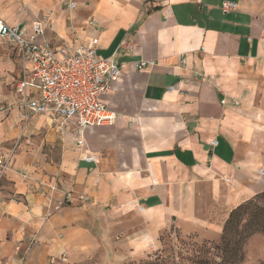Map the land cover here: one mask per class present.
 Wrapping results in <instances>:
<instances>
[{"label":"crops","instance_id":"obj_1","mask_svg":"<svg viewBox=\"0 0 264 264\" xmlns=\"http://www.w3.org/2000/svg\"><path fill=\"white\" fill-rule=\"evenodd\" d=\"M46 15L39 43L97 39L98 57L120 67L100 97L117 119L85 129L81 149L73 122L23 124L13 83L24 65L0 38V155L12 153L0 264H112L118 249L144 253L172 219L212 228L203 212L225 218L264 191V0H0L9 26Z\"/></svg>","mask_w":264,"mask_h":264},{"label":"built area","instance_id":"obj_2","mask_svg":"<svg viewBox=\"0 0 264 264\" xmlns=\"http://www.w3.org/2000/svg\"><path fill=\"white\" fill-rule=\"evenodd\" d=\"M68 7L74 9L75 3L69 1ZM235 9L236 4L232 1L221 4L224 13ZM49 25V16L33 21L29 30L9 26L0 17V38L18 52L24 65L23 77L16 83L20 94L18 110L23 124L37 116L49 117L58 129L73 122L75 145L81 149L85 129L112 126L117 119L116 113L108 110L100 97L111 91L120 67L110 58L98 57L97 39L87 45L60 47H52L46 41L39 43ZM126 50L134 53L133 47ZM150 64L140 62L137 69ZM217 144V141L209 143L211 147ZM11 157L12 153L0 155V179L9 168ZM99 160V156L91 154L83 158L88 164H97Z\"/></svg>","mask_w":264,"mask_h":264},{"label":"rangeland","instance_id":"obj_3","mask_svg":"<svg viewBox=\"0 0 264 264\" xmlns=\"http://www.w3.org/2000/svg\"><path fill=\"white\" fill-rule=\"evenodd\" d=\"M15 74H17L16 71ZM13 84V89H15L16 85L15 83ZM54 127L57 129L56 124H54ZM59 153V147L53 148L54 159H57ZM24 178L26 177L24 176ZM258 206L264 209V200L260 201ZM254 211H257V209L252 208L251 212ZM228 216L223 218L217 216L215 212L212 214V211L203 212L202 217L206 221L214 222L215 226L212 228H207L203 225L198 227L179 225L176 220L172 219L170 225L159 231L155 244L149 246L148 250L141 254L132 255L127 248L118 249L115 251L118 258L116 260L113 259L112 264L264 263V235L260 232H252L257 229L255 226L246 229L242 228V225L249 219L247 215L243 216L237 231L231 234L229 253L225 255L222 252V231ZM260 220L264 221V215H262ZM135 225L139 224L131 222V226L135 227ZM110 258L108 261H110Z\"/></svg>","mask_w":264,"mask_h":264},{"label":"trees","instance_id":"obj_4","mask_svg":"<svg viewBox=\"0 0 264 264\" xmlns=\"http://www.w3.org/2000/svg\"><path fill=\"white\" fill-rule=\"evenodd\" d=\"M264 200V191L255 195L247 201H244L239 206H237L234 210H232L226 220L223 233H222V252L227 255L229 253V245L231 243V234L236 232L241 220L244 215L249 216V219L246 221L244 225H242L243 229L251 228L255 226L257 229L252 231L254 233L260 232L264 235V221H261L260 218L264 215V209L258 206L260 201ZM255 208L257 211L251 212V209ZM255 220V221H254ZM236 252V251H235ZM264 264V263H261Z\"/></svg>","mask_w":264,"mask_h":264}]
</instances>
